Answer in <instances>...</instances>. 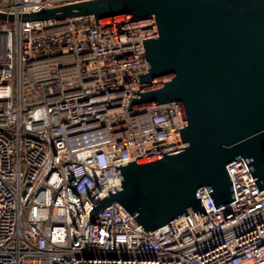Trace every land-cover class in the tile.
<instances>
[{"label":"built area","instance_id":"built-area-1","mask_svg":"<svg viewBox=\"0 0 264 264\" xmlns=\"http://www.w3.org/2000/svg\"><path fill=\"white\" fill-rule=\"evenodd\" d=\"M86 0H0L19 16ZM119 20V21H117ZM115 21V22H114ZM153 17L0 21V264H264V190L244 159L235 199L147 232L119 204L116 166L185 148L179 104L129 110L147 88ZM174 232V233H173Z\"/></svg>","mask_w":264,"mask_h":264},{"label":"water","instance_id":"water-1","mask_svg":"<svg viewBox=\"0 0 264 264\" xmlns=\"http://www.w3.org/2000/svg\"><path fill=\"white\" fill-rule=\"evenodd\" d=\"M81 17L154 18L157 36L143 40L149 71L135 76L147 88L133 91L128 111L179 104L187 144L117 165L121 186L109 189L90 220L119 204L145 231H173L190 210L207 214L203 188L216 209L236 200L226 167L238 159L264 190V0H86L0 12V21L22 23Z\"/></svg>","mask_w":264,"mask_h":264},{"label":"rangeland","instance_id":"rangeland-1","mask_svg":"<svg viewBox=\"0 0 264 264\" xmlns=\"http://www.w3.org/2000/svg\"><path fill=\"white\" fill-rule=\"evenodd\" d=\"M122 20V19H121ZM117 21H119V20H117ZM115 22V21H114Z\"/></svg>","mask_w":264,"mask_h":264}]
</instances>
